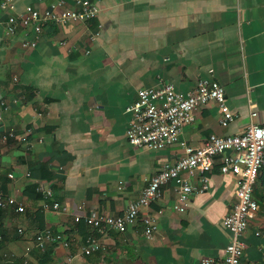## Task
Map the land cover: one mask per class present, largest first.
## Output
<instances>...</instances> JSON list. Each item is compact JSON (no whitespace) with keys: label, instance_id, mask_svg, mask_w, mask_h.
I'll return each mask as SVG.
<instances>
[{"label":"crops","instance_id":"crops-1","mask_svg":"<svg viewBox=\"0 0 264 264\" xmlns=\"http://www.w3.org/2000/svg\"><path fill=\"white\" fill-rule=\"evenodd\" d=\"M91 1L100 8L95 17L47 22L36 46L23 45L32 30L0 27V189L26 206L24 212L0 208V264H64L68 255L75 264H199L204 256L223 257L232 239L223 220L236 202L238 178L221 171L222 155L204 174L209 188L193 192L185 210L175 208L171 181L125 232L96 231L74 216L91 208L122 214L153 175L184 154L180 143L154 150L127 139L126 106L142 87L162 79L186 93L202 77L223 84L238 116L223 126L216 101L199 105L183 129L187 144L264 124V0ZM51 2L15 0V11L43 10ZM202 175L193 178L196 184ZM37 187H51L65 209L44 210ZM253 195L259 207L243 234L242 264H264V165ZM146 217L157 224L151 237L144 233ZM47 227L68 244L38 247L36 234ZM92 235L104 248L83 255Z\"/></svg>","mask_w":264,"mask_h":264},{"label":"built area","instance_id":"built-area-1","mask_svg":"<svg viewBox=\"0 0 264 264\" xmlns=\"http://www.w3.org/2000/svg\"><path fill=\"white\" fill-rule=\"evenodd\" d=\"M77 2L79 6L76 8L64 7L63 0H52L50 6L43 10L27 5L23 11H15V0H0V7L7 10L6 18L0 15V27L10 33H15L20 28L32 30L33 35L27 37L23 45L36 46L47 22L86 23L99 13V6L91 0ZM210 100L219 104L222 112L220 122L223 126H227L238 116V112L232 110L228 104L225 87L214 78H200L186 93L178 91L172 82L162 79L158 85L140 88L137 98L126 106V111L130 114L126 130L127 139L133 145L154 150L180 143L184 154L176 162L163 166L153 175L142 193L130 202L122 214H110L98 208H91L84 214H75V221L84 220L96 231L125 232L136 222L142 208L159 199L163 185L171 181H175L178 191L175 208L185 210L193 192L206 191L209 188V176L204 174L212 171L217 156L222 155L221 171L233 173L238 178L236 202L223 220L232 234V239L226 245L223 257L204 256L199 264H242L246 248L243 234L259 207L253 194L260 168L264 165V124L252 122L242 133L236 134L213 132L200 145L187 144L183 137L184 126L194 120L196 108ZM1 103L4 105L5 100ZM255 106L251 101L253 116L257 114ZM10 134L13 135L14 132L11 131ZM198 173L203 175L201 182L196 184L193 178ZM10 175L13 176L12 173ZM37 189L43 194L44 210L65 209V206L53 197L51 187ZM10 207L20 212L26 211L23 202L0 189V208ZM79 207L83 209L84 203ZM156 229L155 219L146 217L145 235L151 237ZM256 234L261 232L256 231ZM53 240L68 244L61 233L49 227L40 230L35 237L36 245L40 248H44L47 242ZM103 248L104 244L96 235H92L88 244L83 247L82 254L88 255ZM64 264H75L73 256L68 255Z\"/></svg>","mask_w":264,"mask_h":264},{"label":"trees","instance_id":"trees-1","mask_svg":"<svg viewBox=\"0 0 264 264\" xmlns=\"http://www.w3.org/2000/svg\"><path fill=\"white\" fill-rule=\"evenodd\" d=\"M40 195L43 196L42 192H40Z\"/></svg>","mask_w":264,"mask_h":264}]
</instances>
